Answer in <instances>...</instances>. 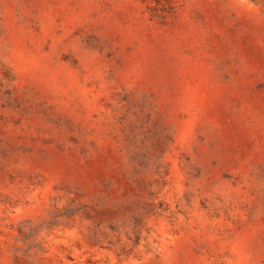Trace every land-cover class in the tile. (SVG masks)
<instances>
[{"label":"rangeland","instance_id":"374dc122","mask_svg":"<svg viewBox=\"0 0 264 264\" xmlns=\"http://www.w3.org/2000/svg\"><path fill=\"white\" fill-rule=\"evenodd\" d=\"M0 264H264V0H0Z\"/></svg>","mask_w":264,"mask_h":264}]
</instances>
